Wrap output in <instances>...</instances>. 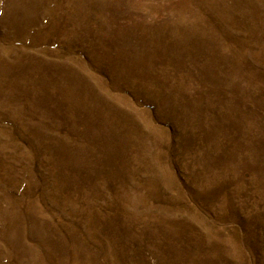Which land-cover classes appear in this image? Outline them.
<instances>
[{
    "label": "rangeland",
    "instance_id": "obj_1",
    "mask_svg": "<svg viewBox=\"0 0 264 264\" xmlns=\"http://www.w3.org/2000/svg\"><path fill=\"white\" fill-rule=\"evenodd\" d=\"M0 264H264V0H0Z\"/></svg>",
    "mask_w": 264,
    "mask_h": 264
}]
</instances>
